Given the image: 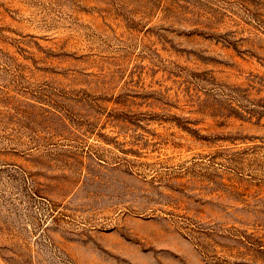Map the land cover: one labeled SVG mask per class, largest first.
I'll return each instance as SVG.
<instances>
[{"label":"rangeland","instance_id":"rangeland-1","mask_svg":"<svg viewBox=\"0 0 264 264\" xmlns=\"http://www.w3.org/2000/svg\"><path fill=\"white\" fill-rule=\"evenodd\" d=\"M0 264H264V0H0Z\"/></svg>","mask_w":264,"mask_h":264}]
</instances>
